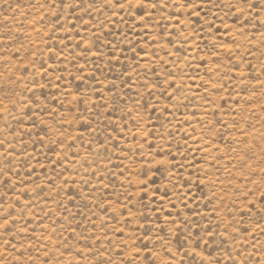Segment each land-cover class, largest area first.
Here are the masks:
<instances>
[{
    "label": "rangeland",
    "instance_id": "1",
    "mask_svg": "<svg viewBox=\"0 0 264 264\" xmlns=\"http://www.w3.org/2000/svg\"><path fill=\"white\" fill-rule=\"evenodd\" d=\"M120 3L0 0V264H264V0Z\"/></svg>",
    "mask_w": 264,
    "mask_h": 264
},
{
    "label": "snow or ice",
    "instance_id": "2",
    "mask_svg": "<svg viewBox=\"0 0 264 264\" xmlns=\"http://www.w3.org/2000/svg\"><path fill=\"white\" fill-rule=\"evenodd\" d=\"M106 2L111 3L112 0H106ZM69 6H70V5H69ZM115 6H118V7L123 8L125 5H124L123 3H120V0H115ZM132 6H133V5L131 4V0H128V7L131 8ZM156 6H157L156 4H153V5H152V7H156ZM136 7L144 8V7H146V5L143 4V3H140V4H137ZM262 195H264V194H262Z\"/></svg>",
    "mask_w": 264,
    "mask_h": 264
}]
</instances>
